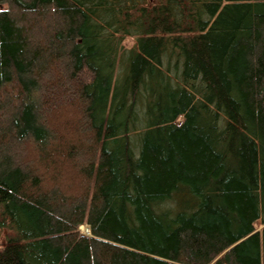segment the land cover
<instances>
[{
  "label": "trees",
  "instance_id": "trees-1",
  "mask_svg": "<svg viewBox=\"0 0 264 264\" xmlns=\"http://www.w3.org/2000/svg\"><path fill=\"white\" fill-rule=\"evenodd\" d=\"M0 225V264H264V0H0Z\"/></svg>",
  "mask_w": 264,
  "mask_h": 264
},
{
  "label": "rangeland",
  "instance_id": "rangeland-1",
  "mask_svg": "<svg viewBox=\"0 0 264 264\" xmlns=\"http://www.w3.org/2000/svg\"><path fill=\"white\" fill-rule=\"evenodd\" d=\"M150 1H151V3L155 4V3L161 2L162 0H150ZM124 45L129 48L130 46L133 45V40L132 39H127L125 41ZM12 151L14 153H17V151H16V149H14V147L12 148ZM256 227H260L259 223L256 224ZM79 232L81 234H83V235H89L88 232H85L84 230L80 229V227H79ZM13 235H14V233L12 232V230H10V228L8 226L0 225V250H2L4 248V246H5L6 242H7V239L10 236H13Z\"/></svg>",
  "mask_w": 264,
  "mask_h": 264
},
{
  "label": "bare ground",
  "instance_id": "bare-ground-1",
  "mask_svg": "<svg viewBox=\"0 0 264 264\" xmlns=\"http://www.w3.org/2000/svg\"><path fill=\"white\" fill-rule=\"evenodd\" d=\"M80 229L84 230L85 232H88V227L85 225L80 226Z\"/></svg>",
  "mask_w": 264,
  "mask_h": 264
}]
</instances>
